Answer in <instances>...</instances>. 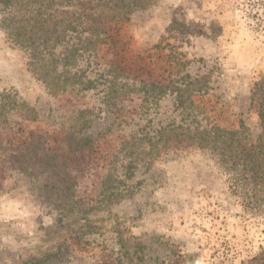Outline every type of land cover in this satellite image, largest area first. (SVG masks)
Instances as JSON below:
<instances>
[{
  "label": "rangeland",
  "instance_id": "obj_1",
  "mask_svg": "<svg viewBox=\"0 0 264 264\" xmlns=\"http://www.w3.org/2000/svg\"><path fill=\"white\" fill-rule=\"evenodd\" d=\"M109 34L89 58L96 88L54 95L0 31V264H264V187L216 153L155 146L180 97L202 125H242L256 143L264 0H158ZM111 64L136 94L106 100ZM140 83L163 96L140 107ZM133 136L157 156L128 170ZM106 169L123 182L111 203Z\"/></svg>",
  "mask_w": 264,
  "mask_h": 264
},
{
  "label": "trees",
  "instance_id": "obj_2",
  "mask_svg": "<svg viewBox=\"0 0 264 264\" xmlns=\"http://www.w3.org/2000/svg\"><path fill=\"white\" fill-rule=\"evenodd\" d=\"M157 1L0 0V31L10 45L28 53L27 65L30 72L50 93L56 95L75 89L88 92L97 86V82L87 76L90 55L99 46L108 43L111 26L127 23L132 14L153 6ZM84 62L85 67H80ZM117 71L114 64H111L105 74L99 76L101 84L105 86L103 91H106L107 101L123 100L120 96H126L127 89H130L129 94L130 91L136 94L128 83L122 85L117 82L119 77H123L121 74L116 75ZM107 76L111 77L106 78ZM164 88L143 84L138 91L141 94L140 107H145L150 98L154 101L162 97ZM194 92L201 93V88ZM3 96L11 98L7 93ZM178 99V109L183 117L178 124L170 123L159 128L155 146L160 144L161 149L195 147L216 153L222 162L230 164L226 166L227 169L232 172L239 169L240 176H246L252 183L263 188L264 76L251 89V105L257 113L261 129L256 143L246 141L247 133L242 125L238 130H225L209 123L202 125L203 119L198 120L199 113H193L194 110L199 111L200 107L193 101L189 100L187 103L181 97ZM9 104L14 109L23 106L14 100ZM0 112L6 111L1 107ZM28 112L32 113L30 110ZM28 119L35 120L32 117ZM152 141L151 137L136 139L133 136L129 141L122 142L124 148H130L126 151L129 158L128 170L136 169L139 163H145L148 156H157L156 153H151V148L146 150V147L152 146ZM149 159L147 161L150 162ZM103 174L100 182L101 194L107 193V201L111 203L121 193L118 188L123 182L114 176L111 169H106ZM132 175H126V179H130Z\"/></svg>",
  "mask_w": 264,
  "mask_h": 264
}]
</instances>
